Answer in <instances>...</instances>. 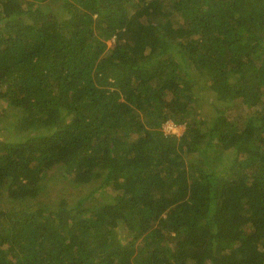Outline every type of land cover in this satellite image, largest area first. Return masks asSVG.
Here are the masks:
<instances>
[{
  "label": "trees",
  "instance_id": "1",
  "mask_svg": "<svg viewBox=\"0 0 264 264\" xmlns=\"http://www.w3.org/2000/svg\"><path fill=\"white\" fill-rule=\"evenodd\" d=\"M52 1L0 0V264H264V0Z\"/></svg>",
  "mask_w": 264,
  "mask_h": 264
},
{
  "label": "rangeland",
  "instance_id": "2",
  "mask_svg": "<svg viewBox=\"0 0 264 264\" xmlns=\"http://www.w3.org/2000/svg\"><path fill=\"white\" fill-rule=\"evenodd\" d=\"M52 5L57 6L59 9L60 5L62 4V0H53L51 2ZM113 40L108 41V46L110 47L112 45ZM211 96L212 92H202V95L200 96L201 102L204 106L205 111L208 113L213 112V106L211 105ZM218 105H223L222 102H218ZM9 110V116L12 118L13 121L16 117H18V114H13L15 109L10 108L8 102L6 100H0V116L5 115V113ZM5 121V123L0 121V140L7 139V140H17L18 137L15 134L9 135V132L7 131V123H9L11 120ZM182 129L184 131L185 125L181 124ZM233 158V154H229L225 162L228 163ZM47 185H49V188H47L46 193L43 196L42 201L48 206L53 207L57 204V202L62 198H67L69 202H76L78 198H84L86 197L85 202L89 204L90 206H97L99 205V197L100 194L105 190L104 188L100 189L97 194L89 195V193L99 187V184L101 183V180H98L94 182L91 186H74L71 179L67 174L64 173L62 169L57 171H52L49 176L44 179ZM88 195V196H87ZM79 196V197H78Z\"/></svg>",
  "mask_w": 264,
  "mask_h": 264
},
{
  "label": "clouds",
  "instance_id": "3",
  "mask_svg": "<svg viewBox=\"0 0 264 264\" xmlns=\"http://www.w3.org/2000/svg\"><path fill=\"white\" fill-rule=\"evenodd\" d=\"M182 126L177 125L174 121H165L161 125V133L165 138L175 137L179 139L182 136Z\"/></svg>",
  "mask_w": 264,
  "mask_h": 264
}]
</instances>
